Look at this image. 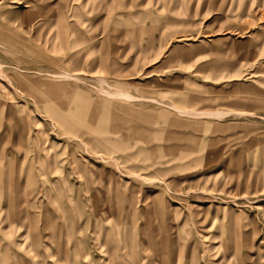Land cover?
Listing matches in <instances>:
<instances>
[{
	"label": "rangeland",
	"instance_id": "374dc122",
	"mask_svg": "<svg viewBox=\"0 0 264 264\" xmlns=\"http://www.w3.org/2000/svg\"><path fill=\"white\" fill-rule=\"evenodd\" d=\"M65 72L75 79L58 78ZM0 74V132L9 130L7 156L18 158L38 136L64 143L51 152L65 159L68 143L82 149L86 101L96 115L104 116L109 108L112 113L102 127L119 130L110 138L152 154L158 150V166L171 167L180 154H189L188 161L202 157L184 170H170L164 180L150 176L132 189L136 199L146 195L147 203L161 201L162 212L155 215L161 234L173 222L168 217L187 219L174 243L181 246L183 260L168 264H264V190L259 183L264 175V0H0ZM118 90L135 99L124 104L105 96V91ZM117 104L138 109L142 118L116 116ZM174 106L223 115H183ZM57 116L77 132L60 134ZM97 120L90 132L96 141L106 137ZM173 121L185 126H172ZM177 132L203 149L191 151ZM82 152L87 154L85 147ZM92 157L110 163L109 155ZM111 169L115 183L123 176L130 184L131 174L117 165ZM206 178L210 192L203 191ZM103 182L68 175L71 205L78 210L77 230L69 217L65 221L68 249L70 241L95 238L99 229L93 233L89 225L92 207L109 209L100 227L109 229L117 220L113 194L92 190ZM213 183L216 190H211ZM50 200L40 199L61 216L60 203ZM125 200L117 208L125 207L129 219ZM0 230L7 236L10 228ZM202 236L231 243L220 249L211 245L213 251L206 253ZM45 242L55 258V245ZM193 251L198 254L194 258Z\"/></svg>",
	"mask_w": 264,
	"mask_h": 264
},
{
	"label": "crops",
	"instance_id": "0c3cea01",
	"mask_svg": "<svg viewBox=\"0 0 264 264\" xmlns=\"http://www.w3.org/2000/svg\"><path fill=\"white\" fill-rule=\"evenodd\" d=\"M117 105L119 108L114 107L113 112L116 116L122 114L124 118H136V121L142 118L138 109L122 104ZM85 107L86 109L83 108L81 113L83 118V140L80 142V145L82 149L77 147L74 142L68 143L65 159L64 157L58 158V156H63V154L51 152L52 149L57 150L59 146L63 147L64 143L58 144L50 142V140L48 142L43 141L38 136L32 141V148H22V155H19L18 158L7 156L4 150V143L7 140L9 130L7 128L1 130L0 227L7 226L8 229L10 228V231H7L6 236L0 230V264H168L169 262L183 260L180 257L182 255L181 246H174V243L179 241L178 232L181 229H186L187 219L182 217L176 220V218L168 217L173 222L168 225L166 232L161 234L155 228V215L162 212L160 207L161 201H157L156 205L150 202L147 203L146 195L142 199H136L132 189L134 185L144 183L150 176H154L152 179L155 180H164L170 170H184L188 167V162L200 163L202 157L195 156L188 161L186 158L189 154H180L177 161L171 167H160L158 166L160 163L158 150H155L154 154H152L143 147L122 144L120 138H110L111 135L119 133L118 127L113 126L111 129H107L106 127L105 131L101 121L107 119L112 113L111 109L105 108L103 116L96 115L95 110L91 111L90 102L86 101ZM173 109L183 115H190L188 112H206L186 110L176 106ZM91 112L94 114V120L90 119ZM221 115H223L221 112H212L211 116ZM96 118L98 119L99 132H103L106 137H99L95 143L91 142L90 132L91 123ZM150 118L152 116L148 114L147 119L149 120ZM171 125L177 128L185 126V124L178 121H173ZM66 134L74 135L68 132ZM177 135L180 139L183 138L191 151L203 149L202 143H196L190 136L183 135L181 132H177ZM42 141L43 144H50L42 146ZM84 147L87 150V154H83L82 152ZM167 148H170V146H167ZM40 149H50V159H44ZM72 149H74L72 152L73 162L65 164V161L72 157L70 155ZM128 150H130L129 154ZM54 153L58 158L59 164H62V173L56 174L53 170L50 174L44 175L42 164L45 161H52ZM92 155H109L110 163L105 162L102 165V160L96 161ZM127 161H130L129 167L126 164ZM233 163L236 166L237 162L235 160ZM114 165H117L120 171L122 170L121 172L124 173L126 171V173L131 174L132 179H130V184H128L127 180L123 179V176L119 178V184L113 181L117 176L113 169H111ZM29 166H32L33 181L27 180L25 174ZM104 167L106 169L101 171ZM68 175H73L76 178L86 175L91 181H94L95 177L104 180L103 185L97 186L92 190L95 195L112 193L115 198V207L118 214V218L114 224L109 229H106L105 227H100L101 225L99 224L107 221L104 214L106 213L105 210L109 211V209H103L102 207L101 209H94L92 207L89 225L93 233L96 232V228L99 231L96 232L95 238L92 241H80L78 239L70 241L71 249H68L66 244V241H69V235L65 231V221L69 217L72 229L77 230L75 214L78 210L77 207L74 208L71 205L72 199L69 195ZM93 177L94 179H92ZM102 177H105L106 180ZM123 182L125 183L123 184ZM208 182H210L209 178L204 179L202 182L203 191H208L205 190ZM259 183L264 190V175L260 176ZM57 184L59 185L57 186ZM214 184L211 190H216ZM246 190H248L247 185H245V192H248ZM44 197H49L51 204L53 202L60 203L61 216L56 214L58 211H54L52 207L50 209L48 205L41 203L40 199L44 200ZM123 199H126L125 201L130 210L129 219L124 214L125 207L117 208L118 205H121L119 200ZM174 199L177 200L176 198ZM8 211L9 216L7 215ZM33 228L35 234L32 233ZM21 229L22 233L20 232ZM44 230L47 231V234H43ZM20 236H22V241H18ZM128 237L130 238L127 240ZM202 238L204 239L202 241L203 252L207 250L208 252L206 253L213 251V247L214 249H220V247L231 243L230 241L211 242L207 240V237L202 236ZM45 241H52L55 245V251L57 252L55 258L48 252ZM165 241H172L173 243L167 244ZM196 255H198L196 251L191 252L193 258Z\"/></svg>",
	"mask_w": 264,
	"mask_h": 264
},
{
	"label": "bare ground",
	"instance_id": "6f19581e",
	"mask_svg": "<svg viewBox=\"0 0 264 264\" xmlns=\"http://www.w3.org/2000/svg\"><path fill=\"white\" fill-rule=\"evenodd\" d=\"M58 78L65 79V80H70L71 78L75 79L74 76H72V75H70L69 73H66V72L65 73H62L60 76H58ZM105 96L106 97L115 98V99L117 98V99H120V100H124L126 103L127 102H130V101H133L135 99V97L133 98V96L128 95V94H125L123 92H120L119 90L118 91H114V92L105 91ZM124 101H122V102H124ZM188 114L193 115V116H211L212 115V112H188ZM90 119L91 120H94V114H93V112H91ZM55 121H57L59 123V125L61 126L60 134H62V132L63 133L68 132V133H72V134H74V133L77 132L76 131V128H74L71 125H69L66 120H64V119H62L60 117H55ZM97 141L96 140H92L91 142H95L96 143ZM42 144H43V141H42ZM40 150L42 151V154H43V158L44 159H50V157H51L50 156V149H48V150L40 149ZM73 151H74V149H72L71 150V153H70V155L72 157L69 160L65 161V164H69L70 162H73V153H72ZM37 156L39 157V155H37ZM57 159L58 158H57V156L54 153V156L52 158V161H45V162H43L42 166L44 167L43 168L44 169V172H43L44 175L50 174L53 170L56 172V174H61L62 173V168H63L62 167V164H59V162H58ZM25 174H26L27 180L33 181V178H32V166H29L27 168ZM7 213H8L7 215L9 216V211ZM124 250H125V246H124ZM205 252H208V251L206 250ZM208 264H212V263L209 262Z\"/></svg>",
	"mask_w": 264,
	"mask_h": 264
}]
</instances>
